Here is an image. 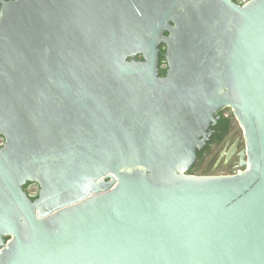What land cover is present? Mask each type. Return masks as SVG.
<instances>
[{"label":"water","instance_id":"water-1","mask_svg":"<svg viewBox=\"0 0 264 264\" xmlns=\"http://www.w3.org/2000/svg\"><path fill=\"white\" fill-rule=\"evenodd\" d=\"M0 136V264H264V0H0Z\"/></svg>","mask_w":264,"mask_h":264},{"label":"flooded vegetation","instance_id":"flooded-vegetation-1","mask_svg":"<svg viewBox=\"0 0 264 264\" xmlns=\"http://www.w3.org/2000/svg\"><path fill=\"white\" fill-rule=\"evenodd\" d=\"M237 3H243L247 0H235ZM163 47H161L162 51ZM161 54V53H160ZM164 56V52H163ZM162 67H166L165 60ZM219 118L216 123L210 127V137L206 146L198 152V162L188 170V174L192 175H229L236 173L239 169V152L244 147L241 139L231 134V123L233 114L230 108H223L218 111ZM4 138L0 136V146L3 144ZM203 165V170H198ZM222 169L221 172L217 171ZM25 191L34 195L39 191L36 183H27ZM30 188H34L35 192H30Z\"/></svg>","mask_w":264,"mask_h":264},{"label":"rangeland","instance_id":"rangeland-1","mask_svg":"<svg viewBox=\"0 0 264 264\" xmlns=\"http://www.w3.org/2000/svg\"><path fill=\"white\" fill-rule=\"evenodd\" d=\"M231 134H233L235 137H238V138H240V139H242V136H243V131H242V129H241V127L239 126V124H238V122H237V120L233 117V119H232V123H231ZM242 145H244V143L242 142L241 143ZM198 170H203V165H201L200 167H199V169ZM222 171V169L220 168L218 171H217V173L218 172H221ZM30 192H35V189L34 188H30Z\"/></svg>","mask_w":264,"mask_h":264},{"label":"trees","instance_id":"trees-1","mask_svg":"<svg viewBox=\"0 0 264 264\" xmlns=\"http://www.w3.org/2000/svg\"><path fill=\"white\" fill-rule=\"evenodd\" d=\"M163 52H164V49H162L161 54H160V65H162V63L164 62ZM164 70H165V68L162 67V68H161V71H162L163 73H164ZM163 73H162V74H163ZM24 190H26L25 187H24ZM34 198H35V197H33V196L31 197L32 200H33Z\"/></svg>","mask_w":264,"mask_h":264}]
</instances>
